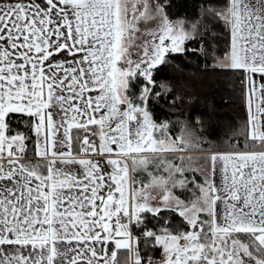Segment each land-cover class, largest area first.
I'll use <instances>...</instances> for the list:
<instances>
[{
    "label": "snow or ice",
    "instance_id": "obj_1",
    "mask_svg": "<svg viewBox=\"0 0 264 264\" xmlns=\"http://www.w3.org/2000/svg\"><path fill=\"white\" fill-rule=\"evenodd\" d=\"M172 3L0 0V264H264V0ZM221 37L226 150L153 111L181 100L157 69Z\"/></svg>",
    "mask_w": 264,
    "mask_h": 264
},
{
    "label": "trees",
    "instance_id": "obj_2",
    "mask_svg": "<svg viewBox=\"0 0 264 264\" xmlns=\"http://www.w3.org/2000/svg\"><path fill=\"white\" fill-rule=\"evenodd\" d=\"M208 2L210 0H173L169 11L173 18L194 20L202 15L201 5ZM222 31V28L216 27L218 34ZM196 46L193 44V47ZM225 46L221 37L214 50L205 43L203 54L177 55L173 64L160 66L155 78L170 84L181 100L175 105L162 100L153 107L154 118L171 121L170 129L173 131H178L185 121L194 124L196 117H200V134L206 143L220 150L228 148L230 130L240 125L245 116L242 85L237 75L215 66V57L222 54ZM168 95L171 96V93Z\"/></svg>",
    "mask_w": 264,
    "mask_h": 264
},
{
    "label": "rangeland",
    "instance_id": "obj_3",
    "mask_svg": "<svg viewBox=\"0 0 264 264\" xmlns=\"http://www.w3.org/2000/svg\"><path fill=\"white\" fill-rule=\"evenodd\" d=\"M154 22H148L147 26L151 27ZM142 26L144 25V22H141ZM139 41L134 43L130 48H129V53L132 56L133 59H136L138 55L141 54V49L138 47ZM227 145H225L226 147ZM133 175L139 176L140 181L142 182H147L149 180V175L147 171H144L142 169H138L135 172H132Z\"/></svg>",
    "mask_w": 264,
    "mask_h": 264
},
{
    "label": "crops",
    "instance_id": "obj_4",
    "mask_svg": "<svg viewBox=\"0 0 264 264\" xmlns=\"http://www.w3.org/2000/svg\"><path fill=\"white\" fill-rule=\"evenodd\" d=\"M168 155H175V154H168ZM129 168L130 170L132 169V165H131V162L129 161ZM133 175V173H131Z\"/></svg>",
    "mask_w": 264,
    "mask_h": 264
}]
</instances>
